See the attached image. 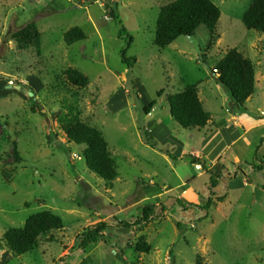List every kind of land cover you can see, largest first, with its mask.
Listing matches in <instances>:
<instances>
[{
    "label": "rangeland",
    "instance_id": "rangeland-1",
    "mask_svg": "<svg viewBox=\"0 0 264 264\" xmlns=\"http://www.w3.org/2000/svg\"><path fill=\"white\" fill-rule=\"evenodd\" d=\"M170 1L0 0V264H264V173L256 169L264 163V34L242 23L252 0H212L221 10L219 39L209 51L210 32L201 26V54L188 37L163 50L154 45ZM28 23L42 34L40 56L11 39ZM120 23L133 38L129 47ZM73 27L87 39L68 46L64 34ZM230 49L256 68L255 94L238 114L212 73ZM123 51L136 59L132 68L122 63ZM69 68L89 78L87 88L66 85ZM188 85L197 86L211 115L201 131L182 129L170 116L167 96ZM71 112L104 135L117 161L114 182L88 170L84 145L67 142L60 123ZM141 124L156 147L144 142ZM221 129L239 139L232 149ZM202 145L207 151L197 152ZM146 206L158 214L148 226L114 227ZM45 210L64 221L53 241L42 239L24 256L6 253L4 233ZM100 222L113 226L97 245L77 249L78 236ZM142 236L148 254L135 251Z\"/></svg>",
    "mask_w": 264,
    "mask_h": 264
},
{
    "label": "trees",
    "instance_id": "trees-1",
    "mask_svg": "<svg viewBox=\"0 0 264 264\" xmlns=\"http://www.w3.org/2000/svg\"><path fill=\"white\" fill-rule=\"evenodd\" d=\"M106 9L109 10L113 19L117 18L115 7L107 5ZM220 18L221 10L212 0H172L161 7L156 24L154 45L158 49H166L181 37L195 36L197 30L204 26L210 32L208 50L211 51L219 39L216 28ZM242 23L247 30L264 34V0L251 1L248 10L242 17ZM120 25L119 37L123 39L128 37L129 47L133 38L127 35L122 23ZM11 39L16 42L19 49L34 48L37 55H41L42 34L35 23H28L13 32ZM86 39V34L80 27H73L64 34V42L68 46ZM122 63L132 68L136 59L127 58L126 52L123 51ZM213 71H217L218 84L229 93L235 104V112L242 111L244 104L256 91V68L253 61L236 49H230L216 62ZM63 79L69 88L75 90H84L89 85V78L75 68L67 69ZM163 93V90L159 91L158 96H162ZM167 102L171 118L182 129L201 131L211 121V115L200 100L196 85L185 86L182 91L168 95ZM154 105L155 102H152L144 107L143 112L147 115L150 114ZM60 125L69 144L85 146L82 157L88 170L106 183L114 182L118 177L117 161L110 152L104 135L95 127L81 120L79 112H71L68 117L61 120ZM140 132L145 143L156 147L144 124L140 125ZM15 153L17 154V152ZM256 169L264 173V163H260ZM215 183L216 181L213 180L211 188H215ZM177 203L182 205L180 201ZM212 204L211 191L205 209L210 208ZM157 218L156 207L146 206L143 208L141 216L133 221L115 219L117 224L114 227L125 230L142 228ZM112 226L106 222H100L86 228L78 236L76 248L86 252L90 246L97 245L105 232ZM63 228L62 217L54 212L45 210L34 213L27 218L22 227L9 228L4 233L6 253L16 257L29 254L39 246L42 239H49L52 242L51 233ZM135 251L146 254L151 251V246L144 236L138 240Z\"/></svg>",
    "mask_w": 264,
    "mask_h": 264
},
{
    "label": "crops",
    "instance_id": "crops-1",
    "mask_svg": "<svg viewBox=\"0 0 264 264\" xmlns=\"http://www.w3.org/2000/svg\"><path fill=\"white\" fill-rule=\"evenodd\" d=\"M236 114H238V113L236 112ZM230 128L232 129L233 127H230ZM233 129H234V128H233ZM221 130L223 131V132H222L223 135L226 134V135L228 136V129H221ZM221 130H220V131H221ZM235 131H236V130H235ZM224 132H225V133H224ZM240 137H241V136H240ZM225 138H226V140L228 141V143L226 142V143H227V147H226L227 150L232 149V148H233V147H232L233 144H236L237 141L239 140V139H234L233 136H230V137L228 136V137H225ZM204 140H207V139L204 138ZM204 140H203V143L206 142V141H204ZM263 143H264V142H263ZM184 146H185V145H182V148H183ZM214 146H215V145H214ZM214 146L210 144V145L208 146L207 149H208L209 151H212L213 148H214ZM209 148H210V149H209ZM203 150H204V151H207L206 149H203V145H202L201 147H199V149L197 150V152H200V153H201V152H204ZM181 151H182V149H181ZM223 153H224V151L222 152V154H223ZM219 159H221V156H220V157H214V158H212V159H210V160H211L212 162H215L216 160H219Z\"/></svg>",
    "mask_w": 264,
    "mask_h": 264
},
{
    "label": "water",
    "instance_id": "water-1",
    "mask_svg": "<svg viewBox=\"0 0 264 264\" xmlns=\"http://www.w3.org/2000/svg\"><path fill=\"white\" fill-rule=\"evenodd\" d=\"M190 42L192 43V45L194 46L196 52L198 54H201V48H200V45H199V42L197 41L196 37L193 35V36H189L188 37ZM202 59V57H201ZM212 73L217 77V71H212Z\"/></svg>",
    "mask_w": 264,
    "mask_h": 264
},
{
    "label": "built area",
    "instance_id": "built-area-1",
    "mask_svg": "<svg viewBox=\"0 0 264 264\" xmlns=\"http://www.w3.org/2000/svg\"><path fill=\"white\" fill-rule=\"evenodd\" d=\"M77 158H78V160H80V161L82 160V158H81L80 156H77ZM196 168H197L198 170H200V169H201V166H200V165H197Z\"/></svg>",
    "mask_w": 264,
    "mask_h": 264
}]
</instances>
